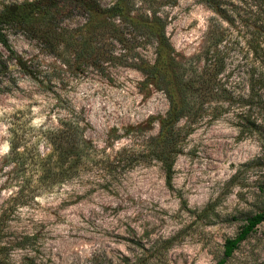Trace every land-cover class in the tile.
Listing matches in <instances>:
<instances>
[{
	"label": "rangeland",
	"instance_id": "obj_1",
	"mask_svg": "<svg viewBox=\"0 0 264 264\" xmlns=\"http://www.w3.org/2000/svg\"><path fill=\"white\" fill-rule=\"evenodd\" d=\"M31 1L0 0V9ZM117 1L97 0L102 7ZM214 1L160 8L164 30L151 37L118 19L110 20L118 32H93L101 19L88 24L79 13L60 22L52 48L9 29L12 48L40 73L0 77V264H217L224 241L264 213V102L257 98L242 118L234 101L215 120H181L170 185L158 161L138 156L168 110L142 69L160 62L173 82L174 63L193 60L199 71L206 50H224L235 92L247 94L251 68L264 67V0ZM135 4L132 18L146 13ZM72 114L93 150L75 177L51 183L37 170V156L49 153L42 130ZM247 122L260 129L241 134ZM12 139L22 158L9 156ZM225 264H264V223Z\"/></svg>",
	"mask_w": 264,
	"mask_h": 264
},
{
	"label": "trees",
	"instance_id": "obj_2",
	"mask_svg": "<svg viewBox=\"0 0 264 264\" xmlns=\"http://www.w3.org/2000/svg\"><path fill=\"white\" fill-rule=\"evenodd\" d=\"M138 1L140 6L147 8L145 14L142 13L136 18L130 16L132 5H136L135 0H119L110 7H102L97 0H34L3 6L0 9V77L6 78L15 73L36 79L40 73L38 67H34L30 60L25 59L12 48L9 42V29H18L30 34L46 48H52L54 41L62 36L58 28L60 22L72 14L79 13L88 17V24L93 18L101 19L102 25L95 27L93 32L100 27L101 30L118 32L116 26L110 22L118 19L129 24L144 37H151L156 32L162 34L165 16L158 14L159 9L173 4L175 0ZM199 1L208 6L215 5L214 0ZM247 52L257 55L256 50H247ZM225 56L224 50H206L203 54L204 65L199 71L194 69L193 60L188 65L171 64L176 70L173 82L167 79V72L161 69L160 62L142 69L146 80H154L156 88L166 96L168 110L159 119L158 136L143 142L138 150V156L148 155L152 160L158 161L165 172L168 185L172 179V166L178 151L176 132L181 120L199 121L205 116L215 120L234 101L239 102L238 112H241L239 116L242 118V108L251 106L255 98L260 103L264 102V95L260 96L258 92H254L255 86L264 88V67L261 70L251 68L246 81L247 94L237 93L233 87L234 83L229 80L225 70ZM261 109H264V106ZM57 122V127L42 130V139L49 153L42 157L37 156V170L41 178L51 183H60L75 177L79 173L80 164L93 150L92 143L83 136L82 126L75 114L60 118ZM239 127L241 134L247 132L248 135L260 129L259 125L248 122L240 124ZM23 152L20 150L19 142L12 139L9 143V156L12 159L22 158ZM263 223L264 213L248 217L238 235L224 241L223 258L217 264H225L239 245Z\"/></svg>",
	"mask_w": 264,
	"mask_h": 264
}]
</instances>
